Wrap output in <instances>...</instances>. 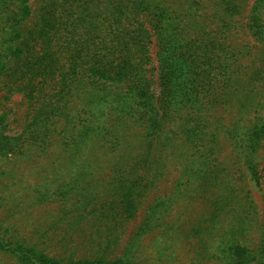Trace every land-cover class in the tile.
Masks as SVG:
<instances>
[{"label": "trees", "instance_id": "obj_1", "mask_svg": "<svg viewBox=\"0 0 264 264\" xmlns=\"http://www.w3.org/2000/svg\"><path fill=\"white\" fill-rule=\"evenodd\" d=\"M28 2L0 0L3 23L16 40L32 15ZM249 2L44 1L27 51L33 74L43 80L44 99L35 101L34 112L44 122L27 124L17 136L0 129V158L42 153L49 177L37 201L54 205L57 215L39 243L0 226V254L16 264H138L132 252L145 235L162 227L161 237L173 236L165 218L175 204L210 194L223 203L241 195L251 205V190L221 184L217 162L227 144L254 187L264 180V0ZM239 31L258 46L248 65L254 54L236 42ZM151 44L158 95L149 76ZM7 68L0 63V74ZM171 166L177 176L169 194L146 208L122 253L110 257L141 200ZM236 213H229L234 220L212 258L264 264V225L252 246ZM67 242L87 251L67 255Z\"/></svg>", "mask_w": 264, "mask_h": 264}, {"label": "rangeland", "instance_id": "obj_2", "mask_svg": "<svg viewBox=\"0 0 264 264\" xmlns=\"http://www.w3.org/2000/svg\"><path fill=\"white\" fill-rule=\"evenodd\" d=\"M28 1L32 15L20 24V40L14 39V31L3 23L0 15V63H7L8 67L0 74L3 88L0 90V129L4 135L9 136L19 135L26 129L27 124L44 122V115L40 111L39 114L34 112L38 105L35 101L42 104L44 99L43 80L37 74H33L31 69L35 63L27 51H31L35 45L30 35L36 30L39 8L45 0ZM251 2L252 0L249 3ZM246 13L245 9L243 16L239 17L238 26H242L246 21ZM237 35L238 45L240 47L246 45L245 47H249L250 52L254 54L252 58L245 59L244 64L248 65L258 53V46L243 31H239ZM20 49L22 53L17 52L21 51ZM149 54L151 57L149 76L153 79L155 95H158L155 48L152 44L149 45ZM9 88L12 92H8ZM28 95L35 98L34 102H29ZM3 150L4 148L0 153ZM217 162L219 167L224 169L220 172L221 184L229 183L231 188L238 190L243 188V193L251 190V205L246 204L245 198L241 195L228 203H223L220 195L210 194L203 197L196 195L190 200L175 204L165 218L166 223L172 225L173 236L161 237L159 232L162 227L145 235L132 252L138 264H218L212 258V252L216 244H219L220 235L227 231L230 220H234L229 214L232 210L239 212L236 213L238 219L242 218L236 225L244 229L247 243L252 246L256 244L258 230L264 225V180L261 181L259 188L254 187L236 154L227 144H223ZM108 174V169H105L100 176L106 178ZM261 174L264 175V171ZM176 176L177 171L171 166L166 170L165 180L160 181L156 188L141 200L135 217L126 223L123 235L115 245H112L113 252L110 257L122 253L131 235L141 224L146 208L155 199L169 194ZM48 177L47 159L40 152L34 153L31 157L21 158L14 154L6 159L0 158V226L3 229L7 228L10 234L36 243L42 241L41 235H48L49 223L57 215V211L54 205L37 201L36 193L40 186L45 185ZM12 181L14 184L6 190ZM243 222L246 225L242 226ZM192 231L197 232L191 235ZM84 245L82 244L80 248L75 243L67 242L63 248L69 250L66 252L67 255L73 252L74 256H79L87 251ZM0 264L16 263L10 257L0 254Z\"/></svg>", "mask_w": 264, "mask_h": 264}]
</instances>
